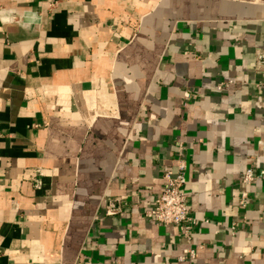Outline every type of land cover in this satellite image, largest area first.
<instances>
[{
	"label": "crops",
	"instance_id": "crops-1",
	"mask_svg": "<svg viewBox=\"0 0 264 264\" xmlns=\"http://www.w3.org/2000/svg\"><path fill=\"white\" fill-rule=\"evenodd\" d=\"M258 51L264 0H0V264H264ZM181 160L192 242L142 215Z\"/></svg>",
	"mask_w": 264,
	"mask_h": 264
},
{
	"label": "built area",
	"instance_id": "built-area-1",
	"mask_svg": "<svg viewBox=\"0 0 264 264\" xmlns=\"http://www.w3.org/2000/svg\"><path fill=\"white\" fill-rule=\"evenodd\" d=\"M13 19H11V22ZM256 72L264 75V51H258L255 61ZM233 82L222 83L218 86V91L222 92L230 88ZM256 86L264 92V79ZM164 189L156 199L154 205L143 212V217L150 221H155L165 226H176L179 229L180 237L188 242H192L193 233L198 225V221L191 215L189 209V198L184 192L186 185V164L183 160L179 162L177 171L166 170L163 175ZM258 181H264V170L248 168L241 180L242 192L239 199V207L246 210L250 200L248 189ZM35 187L40 189L42 182H35ZM120 200L112 201L108 204L106 213L109 216L121 214ZM208 223V222H206ZM232 232L238 231V226L234 224ZM196 252L191 250L188 257H182L179 262L195 261Z\"/></svg>",
	"mask_w": 264,
	"mask_h": 264
}]
</instances>
